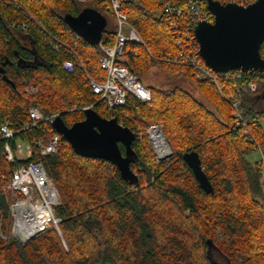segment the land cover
Wrapping results in <instances>:
<instances>
[{
  "label": "trees",
  "instance_id": "trees-1",
  "mask_svg": "<svg viewBox=\"0 0 264 264\" xmlns=\"http://www.w3.org/2000/svg\"><path fill=\"white\" fill-rule=\"evenodd\" d=\"M121 1L144 44L126 43L118 61L141 79L156 66L169 77L195 80L190 67L161 60L175 55L177 48L170 19L158 1ZM101 2L0 0V124L8 120L21 129L29 123L28 108L35 106L46 116L59 113L70 126L83 119L82 107L93 105L101 116L116 117L138 137L131 161L138 182L124 180L109 161L75 153L69 143L43 157L34 148L32 159L42 158L59 191L55 212L61 217L60 233L51 227L26 244L0 240V264H219L210 257L211 245L227 264H264V177L258 160L246 158L256 150L254 140L264 148V74L244 70L239 78L219 77L222 93L239 98L246 125L209 80L195 81L215 111L179 81L168 87L146 83L150 101L128 95L124 105L108 110L87 78L103 73L97 61L100 49L63 19L84 7L97 9L107 18L101 40L110 45L116 26L108 12V27L107 7ZM259 51L264 59V40ZM64 60L75 63L71 71L63 68ZM251 82L255 90L248 88ZM29 85L38 92H26ZM155 122L163 124L173 151L162 162L147 149L144 132ZM53 132L42 121L16 137L31 141ZM119 148L124 151L121 143ZM189 151L198 152L210 193L183 160ZM10 168L0 159V174ZM0 205L7 216L1 195Z\"/></svg>",
  "mask_w": 264,
  "mask_h": 264
},
{
  "label": "built area",
  "instance_id": "built-area-1",
  "mask_svg": "<svg viewBox=\"0 0 264 264\" xmlns=\"http://www.w3.org/2000/svg\"><path fill=\"white\" fill-rule=\"evenodd\" d=\"M101 1L111 14L116 29L113 42L110 45L104 44L102 40L97 45L100 49L97 61L103 73L97 78L87 76L92 92L97 96L98 101L111 111L124 105L128 95L144 102L150 101L151 92L140 76L118 61L126 43L144 44V41L136 28L129 22L127 14L122 8L121 0ZM157 1L163 13L170 19L177 48L175 55H165L161 60L190 67L195 80H209L214 83L223 99L233 108L234 117L245 125L248 124V120L242 116L240 111L239 98L233 94L229 97L225 96L222 93L223 86L219 81L220 76L226 80L231 77L239 78L244 70L214 72L198 53V44L193 28L197 22L211 21L213 17L204 1ZM219 1L222 3L235 2L238 5L247 6L256 0ZM57 45L55 43L54 47ZM62 66L71 71L75 63L71 60H64ZM248 88L255 90L256 83H249ZM25 91L36 93L38 89L29 85ZM92 107L93 105H88L82 109ZM58 115L59 113H53L46 116L37 107L30 106L28 108L29 123L21 129L12 128L8 120H4L0 124V159L11 165L9 170L0 174V195L7 207V216L10 218V226L6 229L3 228L5 216L0 205V240L16 239L21 244H26L51 227L60 233L61 217L55 212V207L61 203L58 188L48 175L42 158L32 159V156L34 148L38 150L39 156L43 157L61 151L68 142L62 134L56 131L49 135L35 137L31 141L16 137L20 131L42 121L51 124V121ZM137 130L140 131V127L137 126ZM144 132L156 162L166 161L172 157V151L163 133L162 123H153ZM136 139H138L137 136ZM254 147L260 154L258 163L262 177H264V148L255 140Z\"/></svg>",
  "mask_w": 264,
  "mask_h": 264
},
{
  "label": "water",
  "instance_id": "water-1",
  "mask_svg": "<svg viewBox=\"0 0 264 264\" xmlns=\"http://www.w3.org/2000/svg\"><path fill=\"white\" fill-rule=\"evenodd\" d=\"M212 14V20H203L193 28L198 53L214 72L251 70L264 74V59L260 45L264 40V0H256L247 6L235 2L203 0ZM65 23L83 40L98 45L107 25L104 14L92 7H84L78 14H64ZM83 119L66 125L61 116L51 121L54 131L62 134L73 151L81 156L100 158L117 167L121 177L131 184L138 176L131 166L136 156L132 143L135 132L118 123L116 117L105 118L93 108L83 109ZM119 143L124 147L121 152ZM183 160L192 170L200 187L212 191L196 151L185 152Z\"/></svg>",
  "mask_w": 264,
  "mask_h": 264
},
{
  "label": "rangeland",
  "instance_id": "rangeland-1",
  "mask_svg": "<svg viewBox=\"0 0 264 264\" xmlns=\"http://www.w3.org/2000/svg\"><path fill=\"white\" fill-rule=\"evenodd\" d=\"M105 14H107L106 16L108 17V27H109L112 24V19H111L110 15L108 14V11ZM142 80H143L144 84L149 83V84L156 85L159 87H168L169 85H172L173 83H177L179 81V83L182 85V87H184V89L189 91L195 98H197L198 100L203 102L207 108L215 111L214 104L211 101H209L207 98H205V96L199 91V88L197 86L196 81L190 77L181 78V76H178V75H172V77H169L164 72L159 70L156 66H153V67H151L150 71L142 77ZM206 83H208L212 87V89H214V91H216V90L218 91V89L216 88L214 83H209V82H206ZM220 97L222 98L221 95H220ZM155 123H158V122H155ZM262 125L264 128V121H263ZM147 149L153 155L152 149H151L148 142H147ZM170 149H171V147H170ZM171 151H172V149H171ZM172 155H173V151H172ZM259 156H260L259 152L257 150H255V151L249 153L246 156V158L248 160H250L251 162H253V161L258 160ZM9 226H10V218H9V216H5L4 227H9ZM210 257L214 261L218 262L219 264H227L225 258L222 257V255L217 251L215 245H211V247H210ZM102 264H107V263H102Z\"/></svg>",
  "mask_w": 264,
  "mask_h": 264
},
{
  "label": "bare ground",
  "instance_id": "bare-ground-1",
  "mask_svg": "<svg viewBox=\"0 0 264 264\" xmlns=\"http://www.w3.org/2000/svg\"><path fill=\"white\" fill-rule=\"evenodd\" d=\"M175 43V42H174Z\"/></svg>",
  "mask_w": 264,
  "mask_h": 264
}]
</instances>
